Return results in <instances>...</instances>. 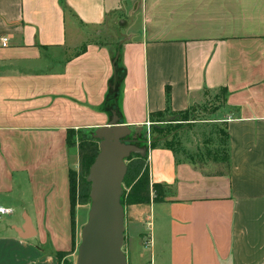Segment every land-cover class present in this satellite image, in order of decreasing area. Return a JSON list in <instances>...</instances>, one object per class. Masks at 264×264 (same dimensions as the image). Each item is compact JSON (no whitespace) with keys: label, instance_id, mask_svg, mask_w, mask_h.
<instances>
[{"label":"crops","instance_id":"1","mask_svg":"<svg viewBox=\"0 0 264 264\" xmlns=\"http://www.w3.org/2000/svg\"><path fill=\"white\" fill-rule=\"evenodd\" d=\"M117 61L122 115L105 108ZM218 91L226 168L149 150L163 200L126 205L128 264H264V0H0V264H65L80 245L69 130H144Z\"/></svg>","mask_w":264,"mask_h":264},{"label":"rangeland","instance_id":"2","mask_svg":"<svg viewBox=\"0 0 264 264\" xmlns=\"http://www.w3.org/2000/svg\"><path fill=\"white\" fill-rule=\"evenodd\" d=\"M121 18L123 16L119 14L112 16L101 27V38L104 42L110 44L117 42L115 35L118 32L121 33ZM112 50L116 53L115 57H118V48ZM225 104V94L222 91L207 92L201 102L186 113L165 111L162 114L155 115L140 134L133 131L128 138H142L144 141H148L150 137L151 140H159L160 145H171L179 159L193 162L210 173H216L218 170L226 168L224 161L226 154V119L219 114ZM92 135L95 136L96 133H92ZM120 141L122 144L123 139ZM132 146L133 148L129 151L130 154L125 158V162L136 153L134 148L138 149L142 145H136L134 142L125 143V147L130 148ZM76 149L77 147H74L71 150L73 152ZM78 171L79 167L75 172ZM79 178L78 175L77 180ZM121 188L123 193L125 188L123 184ZM87 205L90 211L91 199ZM125 207L123 206V209ZM78 248L79 246L75 248L74 254L66 259L65 264H77ZM121 251L126 255L125 236Z\"/></svg>","mask_w":264,"mask_h":264},{"label":"water","instance_id":"3","mask_svg":"<svg viewBox=\"0 0 264 264\" xmlns=\"http://www.w3.org/2000/svg\"><path fill=\"white\" fill-rule=\"evenodd\" d=\"M141 132L142 128L135 130L136 134ZM130 134L121 126L106 127L96 132L101 140L100 152L88 176L91 207L81 232L77 264H128L127 256L121 251L124 243L121 185L127 171L125 158L132 148L125 147V143L137 142L126 140ZM23 231H27V226Z\"/></svg>","mask_w":264,"mask_h":264},{"label":"trees","instance_id":"4","mask_svg":"<svg viewBox=\"0 0 264 264\" xmlns=\"http://www.w3.org/2000/svg\"><path fill=\"white\" fill-rule=\"evenodd\" d=\"M112 55L115 57L116 53L113 52ZM121 70V72H119ZM116 84L117 87L110 88L107 98L105 100V108L110 110L111 113L122 115L121 113V93L119 84H122L124 79L123 76V66L117 61V72H116ZM169 107L167 111H169ZM187 112V111H186ZM185 112V113H186ZM162 114V113H159ZM93 132H85L81 130H69L67 135V145L69 149L77 147L79 152V171L72 172L71 174V188H72V198L73 204H89L90 202V187L91 184L88 181V176L90 169L95 162L99 153V143L100 139ZM76 137V139H75ZM78 138V141H77ZM134 139V138H126ZM134 142L138 145H142L139 152H136L133 156L128 159L127 171L123 181L124 190L121 195V204L123 206L132 204H142L148 203L152 199V194L155 192V201H162L160 196L161 185L151 184L148 166V153L151 149H156L160 147L161 143L159 140H151V145H148V141H144L142 138L134 139ZM226 154L224 156V161L228 164V153H227V143L228 136L226 133ZM165 146V145H164ZM144 147V148H143ZM168 149L173 148L171 145H166ZM80 176L77 180V176ZM75 225V221H73Z\"/></svg>","mask_w":264,"mask_h":264},{"label":"built area","instance_id":"5","mask_svg":"<svg viewBox=\"0 0 264 264\" xmlns=\"http://www.w3.org/2000/svg\"><path fill=\"white\" fill-rule=\"evenodd\" d=\"M7 45V39L6 38H3L2 39V46H6ZM148 145L150 146L151 145V138L149 137L148 139ZM12 214V210L9 209V208H5L3 206H0V219L3 217V216H6V215H10ZM146 245H149L150 244V240H146L145 242Z\"/></svg>","mask_w":264,"mask_h":264}]
</instances>
